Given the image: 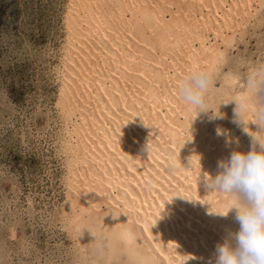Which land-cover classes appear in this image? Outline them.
Instances as JSON below:
<instances>
[{
  "label": "bare ground",
  "instance_id": "bare-ground-1",
  "mask_svg": "<svg viewBox=\"0 0 264 264\" xmlns=\"http://www.w3.org/2000/svg\"><path fill=\"white\" fill-rule=\"evenodd\" d=\"M262 24L264 0H67L55 66L63 160L55 215L71 241L64 264H214L217 243L238 228L236 210L214 214L227 213L230 198L199 177L251 148L233 99L248 95L240 69L248 76L264 64V46L256 63L232 52ZM193 66L212 73L207 103L223 118L196 117L178 100L174 83Z\"/></svg>",
  "mask_w": 264,
  "mask_h": 264
},
{
  "label": "rangeland",
  "instance_id": "rangeland-1",
  "mask_svg": "<svg viewBox=\"0 0 264 264\" xmlns=\"http://www.w3.org/2000/svg\"><path fill=\"white\" fill-rule=\"evenodd\" d=\"M66 4L67 0H0V260L5 259L0 264H64L70 259L71 241L55 215L63 197L55 66L65 35ZM254 32L251 29L248 38L240 40L234 57L244 55L255 63L263 57L264 43L259 42L264 24L257 30L261 35ZM232 59L236 65L237 57ZM240 71L248 78L247 69ZM23 240L29 248L21 246Z\"/></svg>",
  "mask_w": 264,
  "mask_h": 264
},
{
  "label": "clouds",
  "instance_id": "clouds-1",
  "mask_svg": "<svg viewBox=\"0 0 264 264\" xmlns=\"http://www.w3.org/2000/svg\"><path fill=\"white\" fill-rule=\"evenodd\" d=\"M247 83L248 95L233 99L236 101L233 122L241 125L251 137L250 150L233 149L229 157L218 161L219 171L215 176L202 173L201 170L199 177L209 192L222 193L230 198L231 206L227 213L214 214L227 216L230 211L236 210L234 219L238 228L227 229L222 241L217 243L214 264H264V64L250 71ZM213 86L212 73L195 66L174 83L178 100L185 107L195 110L196 117L201 112L211 111L210 119L223 118V112H217L207 103V96ZM250 102L257 104L255 111ZM250 111H253L252 119H248ZM252 124L257 125V128L253 129ZM216 134L227 136L226 143L232 142V137L225 129L218 127ZM147 148L150 153L149 143Z\"/></svg>",
  "mask_w": 264,
  "mask_h": 264
},
{
  "label": "snow or ice",
  "instance_id": "snow-or-ice-1",
  "mask_svg": "<svg viewBox=\"0 0 264 264\" xmlns=\"http://www.w3.org/2000/svg\"><path fill=\"white\" fill-rule=\"evenodd\" d=\"M231 206V204H229V207Z\"/></svg>",
  "mask_w": 264,
  "mask_h": 264
}]
</instances>
